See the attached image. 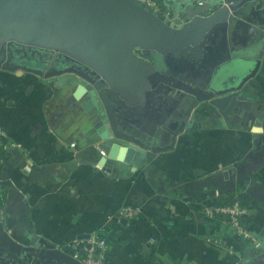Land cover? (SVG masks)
Listing matches in <instances>:
<instances>
[{
	"label": "crops",
	"instance_id": "1",
	"mask_svg": "<svg viewBox=\"0 0 264 264\" xmlns=\"http://www.w3.org/2000/svg\"><path fill=\"white\" fill-rule=\"evenodd\" d=\"M247 17L236 20L229 43L235 56L251 58L264 43V3ZM66 77L0 69L2 220L16 241L38 235L73 256L72 245L103 239L104 264H264V127L256 117L234 110L225 120L194 110L193 125L176 134L171 149L148 154L103 138L89 97ZM246 85L264 108V54ZM157 114L142 117L138 128L145 142L164 147L178 120ZM235 198L248 208L244 224L259 247L194 211ZM124 205L140 213L118 219Z\"/></svg>",
	"mask_w": 264,
	"mask_h": 264
},
{
	"label": "water",
	"instance_id": "2",
	"mask_svg": "<svg viewBox=\"0 0 264 264\" xmlns=\"http://www.w3.org/2000/svg\"><path fill=\"white\" fill-rule=\"evenodd\" d=\"M157 1L171 11L173 26L132 0H0V69L74 76L88 91L79 94L91 96L88 108L103 138L125 139L148 154L171 149L202 100L225 120L236 109L249 111L264 127V113L246 94L264 43L247 58L235 56L228 40L234 22L249 18L261 0ZM46 52H56L60 62L55 58L48 67ZM200 85L206 94L195 99ZM167 92L174 105L187 107L161 112ZM158 112L169 124L178 120L164 147L145 142L138 128L142 117ZM2 216L0 210V264H83L38 235L16 241Z\"/></svg>",
	"mask_w": 264,
	"mask_h": 264
},
{
	"label": "built area",
	"instance_id": "3",
	"mask_svg": "<svg viewBox=\"0 0 264 264\" xmlns=\"http://www.w3.org/2000/svg\"><path fill=\"white\" fill-rule=\"evenodd\" d=\"M132 1L155 13L167 24L173 25L172 16L159 5L157 0ZM4 136V130L0 125V148H4V144L2 143ZM100 153L102 155L105 154L103 151H100ZM194 211L206 219L220 220L223 224L230 227L236 236L249 239L256 247L260 246V243L256 241V238L245 227L244 218L248 215V208L241 203L240 199L235 198L232 203L228 204L211 201L201 204ZM139 213L138 208L131 205H124L117 213V218L134 219ZM72 247L73 250H78V252L75 251L77 253H74L73 256L83 264H104L106 243L103 239L95 240L90 244V247L83 245L81 249H78L75 244Z\"/></svg>",
	"mask_w": 264,
	"mask_h": 264
},
{
	"label": "flooded vegetation",
	"instance_id": "4",
	"mask_svg": "<svg viewBox=\"0 0 264 264\" xmlns=\"http://www.w3.org/2000/svg\"><path fill=\"white\" fill-rule=\"evenodd\" d=\"M158 2V1H157ZM201 2H203L202 0H201ZM260 3H264L262 0H261V2ZM160 5V4H159ZM161 6V5H160ZM162 8H163V6H161ZM164 10L166 9V8H163ZM170 11V10H169ZM170 13V15L172 14L171 13V11L169 12ZM261 14H262V12H261ZM237 23L236 22H234V25L233 26H235ZM173 26V25H172ZM228 40H229V38H228ZM42 53H45V52H42ZM46 54L47 55H52V58H51V60H47L46 61V63H47V66L49 67L51 64H53L54 63V59L56 58V56H57V53L55 52V53H53V54H51L50 52H46ZM57 59V58H56ZM59 59H61V57H58V61L60 62V60ZM55 65V64H54ZM45 70H47V69H45ZM44 70V71H45ZM64 75H67V79H68V82L72 85V86H74V87H76V88H78V89H83L85 92H88V91H86V88L85 87H83L82 85H80V83L78 82V79H76L74 76H72V75H69L68 76V74H64ZM60 79H63V78H60ZM203 83H205V80H203ZM203 85H205V84H203ZM246 88H247V86H246ZM197 93H195L196 95H195V99H199V98H201L204 94H206V92L201 88V85L200 86H198L197 87ZM88 97L90 98L91 96L90 95H88ZM177 100H173V98H172V96H170V94L167 92V93H165V98H163V100H162V102L164 103L163 104V106H162V111L161 112H167V111H171V110H173V111H176V110H178V108H181V110H182V108H183V106L185 105L184 103H180V106H179V104L176 106V105H174V103L176 102ZM254 101V100H253ZM157 102H160V101H157ZM198 102V101H197ZM201 105L200 106H202L201 108H204V109H208V111H210L211 113H213V114H216V115H218V116H221L220 115V113H218L217 111H218V109L217 108H214L213 106H211V105H209L208 104V102H207V100H202L201 101V103H200ZM184 107H187V105L186 106H184ZM257 109H260V111L261 112H263L264 113V108H262V107H258V104H257ZM199 110V109H198ZM237 110V109H236ZM238 111V110H237ZM177 112V111H176ZM194 112V110H192V112L190 113V114H192ZM196 112V111H195ZM245 112H249V111H245ZM250 113V112H249ZM231 114V113H230ZM230 114H228V115H230ZM228 115L226 116V117H228ZM194 120V119H193ZM193 123H194V121H193ZM193 123L191 124V126L193 125Z\"/></svg>",
	"mask_w": 264,
	"mask_h": 264
},
{
	"label": "trees",
	"instance_id": "5",
	"mask_svg": "<svg viewBox=\"0 0 264 264\" xmlns=\"http://www.w3.org/2000/svg\"><path fill=\"white\" fill-rule=\"evenodd\" d=\"M4 157V150L0 148V174H1V171H2V163H1V160L3 159ZM3 194H1L0 192V201H1V204L3 203L4 201V198L2 197ZM234 199H228V200H218L217 202L221 203V204H228V203H232ZM241 203L244 205V201L241 200ZM238 237V236H237Z\"/></svg>",
	"mask_w": 264,
	"mask_h": 264
},
{
	"label": "rangeland",
	"instance_id": "6",
	"mask_svg": "<svg viewBox=\"0 0 264 264\" xmlns=\"http://www.w3.org/2000/svg\"><path fill=\"white\" fill-rule=\"evenodd\" d=\"M2 149V148H1ZM2 171H1V174H0V192H1V194H3V198H4V201H3V203L1 204V201H0V210L2 211L3 210V207H4V202H5V188L3 187V184H2V182L1 181H3V180H1L2 178Z\"/></svg>",
	"mask_w": 264,
	"mask_h": 264
}]
</instances>
